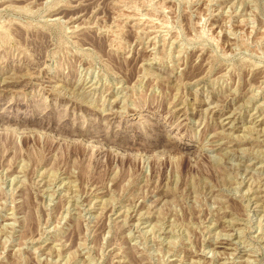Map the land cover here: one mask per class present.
<instances>
[{"label": "rangeland", "instance_id": "1", "mask_svg": "<svg viewBox=\"0 0 264 264\" xmlns=\"http://www.w3.org/2000/svg\"><path fill=\"white\" fill-rule=\"evenodd\" d=\"M0 264H264V0H0Z\"/></svg>", "mask_w": 264, "mask_h": 264}]
</instances>
